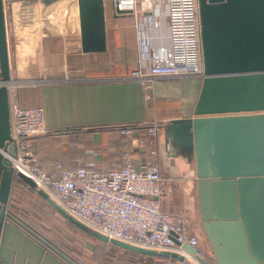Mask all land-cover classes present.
I'll use <instances>...</instances> for the list:
<instances>
[{
    "label": "water",
    "instance_id": "obj_1",
    "mask_svg": "<svg viewBox=\"0 0 264 264\" xmlns=\"http://www.w3.org/2000/svg\"><path fill=\"white\" fill-rule=\"evenodd\" d=\"M82 51L105 48L104 0H75ZM203 76L191 116L161 124L164 146L193 164V186L200 228L210 256L180 246L203 264H264V0H196ZM115 11H127L117 10ZM5 24L0 0V242L9 219L67 264H78L39 236L6 205L13 148L9 134ZM17 176L61 216L95 238L148 256L183 261L182 254L143 248L88 229L45 191ZM0 264H6L0 259Z\"/></svg>",
    "mask_w": 264,
    "mask_h": 264
},
{
    "label": "crops",
    "instance_id": "obj_2",
    "mask_svg": "<svg viewBox=\"0 0 264 264\" xmlns=\"http://www.w3.org/2000/svg\"><path fill=\"white\" fill-rule=\"evenodd\" d=\"M154 1L133 0L131 9L116 12L110 8L109 0H104L105 48L99 51L80 49L77 13L72 3L65 7L67 13L41 24L43 33L38 37L34 36L38 28L33 29L30 22L19 24L16 16L7 20L4 15L10 75L8 102L42 107L43 123L53 132L33 136L32 149L37 162L49 173L57 170L56 163L60 168H75L87 161L103 172L120 166L124 151L134 165L146 163L151 160L150 148L161 152L168 149L162 140L161 125L152 144L139 123L192 115L200 79L153 77L150 96L145 98L137 82L120 78L136 63L135 23ZM158 6L156 25H145V30L155 35L149 41L152 46H165L168 40L163 0ZM129 122L138 123L130 135H121L112 128ZM169 164L180 175L169 186L161 184L160 207L189 215L196 207L192 161L173 151ZM13 193L21 195V184L9 191L6 205L10 211ZM14 214L21 220L20 214ZM197 240L202 254L210 256L207 241ZM0 259L6 264H67L9 219L3 222Z\"/></svg>",
    "mask_w": 264,
    "mask_h": 264
},
{
    "label": "built area",
    "instance_id": "obj_3",
    "mask_svg": "<svg viewBox=\"0 0 264 264\" xmlns=\"http://www.w3.org/2000/svg\"><path fill=\"white\" fill-rule=\"evenodd\" d=\"M1 1L4 17V0ZM159 2L155 0L152 8L142 13V19L135 23L136 63L120 77L137 82L143 88L145 98L150 96L153 77L201 79L203 76L196 0H163L168 43L152 46L149 41L155 35L146 32L145 25H156ZM109 4L112 11L115 8L129 10L133 0H109ZM8 114L13 153L8 155L1 151L2 154L9 158L14 171L28 176L35 187L45 191L67 214L107 237L143 248L176 251L183 255L184 264H203L196 257L204 254L196 246L197 236L190 229L188 216L183 212L170 213L160 207L161 184L169 186L180 175L175 174L169 164V150L164 148L163 153L150 148L151 160L138 165H134L124 151L123 164L103 172L97 170L92 161H87L75 168H59L56 163L55 167L59 169L49 173L37 162L32 149L33 136L53 132L43 123L42 107L22 106L12 100L8 102ZM163 122L139 123L150 143L155 142ZM137 125L129 122L114 127L119 134L130 135ZM182 242L195 246L196 255L183 249Z\"/></svg>",
    "mask_w": 264,
    "mask_h": 264
},
{
    "label": "rangeland",
    "instance_id": "obj_4",
    "mask_svg": "<svg viewBox=\"0 0 264 264\" xmlns=\"http://www.w3.org/2000/svg\"><path fill=\"white\" fill-rule=\"evenodd\" d=\"M47 1L4 0L3 8L6 19H10L11 15H14L19 20V24L30 22L33 29L34 27L38 28V31H33V33L35 32L34 36L37 35L38 37L40 32L43 33L40 29L41 24L46 25L54 16L67 13L65 7H68L71 3L74 7V0ZM23 3L27 5L20 8ZM13 4H16V6L12 9L11 5ZM56 5L60 6L58 12L53 9ZM12 195L11 211L20 214L21 219L78 264H184L183 261L179 262L170 257L148 256L137 252L130 254L118 249L117 246L109 242L101 241L68 222L32 190L22 185L21 195L18 193ZM194 206H196L195 202ZM187 216L192 233L205 242L204 234L198 222L196 207Z\"/></svg>",
    "mask_w": 264,
    "mask_h": 264
},
{
    "label": "trees",
    "instance_id": "obj_5",
    "mask_svg": "<svg viewBox=\"0 0 264 264\" xmlns=\"http://www.w3.org/2000/svg\"><path fill=\"white\" fill-rule=\"evenodd\" d=\"M115 126V125H114ZM114 126H112V128L113 129H115L116 130V128L114 127ZM117 131V130H116ZM46 134H49V133H46ZM46 134H42V135H46ZM123 164V163H122ZM121 164V165H122ZM55 165V164H54ZM95 167V166H94ZM117 167H119V166H117ZM60 168V167H59ZM59 168H56V169H59ZM114 168V167H113ZM12 177H11V181H10V187H9V191L11 190V188H13L14 186H18V185H22V186H24V187H26V188H28V189H30V190H32L33 192H36V190L34 189V188H32V187H30V186H28L23 180H21L18 176H17V174H16V171H14L13 169H12ZM18 217V216H17ZM23 222H25L23 219H21ZM68 221V220H67ZM69 222V221H68ZM26 223V222H25ZM27 224V223H26ZM28 225V224H27ZM33 231H35L39 236H41V237H43L44 239H46V240H48L47 238H45L44 236H42L40 233H38L35 229H33L30 225H28ZM90 237H92V236H90ZM92 238H94V237H92ZM49 241V240H48ZM50 242V241H49ZM51 243V242H50ZM42 245V244H41ZM54 245V244H53ZM43 246V245H42ZM55 246V245H54ZM44 248H46L45 246H43ZM57 247V246H56ZM58 248V247H57ZM118 249H121V250H123V251H125V252H127V253H130V254H132L133 253V251H130V250H127V249H124V248H121V247H117ZM47 249V248H46ZM58 249H60V248H58ZM48 250V249H47ZM61 250V249H60ZM62 251V250H61ZM64 252V251H63ZM65 253V252H64ZM66 254V253H65ZM67 255V254H66ZM145 255V254H144ZM69 256V255H68ZM156 257H158V256H156ZM159 257H165V256H159ZM171 258V257H170ZM177 261H179V260H177ZM179 262H182V261H179Z\"/></svg>",
    "mask_w": 264,
    "mask_h": 264
},
{
    "label": "bare ground",
    "instance_id": "obj_6",
    "mask_svg": "<svg viewBox=\"0 0 264 264\" xmlns=\"http://www.w3.org/2000/svg\"><path fill=\"white\" fill-rule=\"evenodd\" d=\"M43 1H46V0H43ZM48 1H50V0H48ZM47 1V2H48ZM51 1H54V0H51ZM56 2H61V1H63V0H55ZM58 5H61V4H58ZM58 5H56L53 9H55V12H58V9H59V7L60 6H58ZM74 7H75V9H76V4H75V0H74Z\"/></svg>",
    "mask_w": 264,
    "mask_h": 264
}]
</instances>
